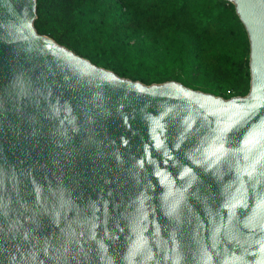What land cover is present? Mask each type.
Returning a JSON list of instances; mask_svg holds the SVG:
<instances>
[{
	"label": "water",
	"instance_id": "95a60500",
	"mask_svg": "<svg viewBox=\"0 0 264 264\" xmlns=\"http://www.w3.org/2000/svg\"><path fill=\"white\" fill-rule=\"evenodd\" d=\"M249 86L143 83L0 0V264H264V0H229Z\"/></svg>",
	"mask_w": 264,
	"mask_h": 264
},
{
	"label": "trees",
	"instance_id": "16d2710c",
	"mask_svg": "<svg viewBox=\"0 0 264 264\" xmlns=\"http://www.w3.org/2000/svg\"><path fill=\"white\" fill-rule=\"evenodd\" d=\"M33 26L143 83L174 79L224 98L248 90V38L229 0H35Z\"/></svg>",
	"mask_w": 264,
	"mask_h": 264
}]
</instances>
